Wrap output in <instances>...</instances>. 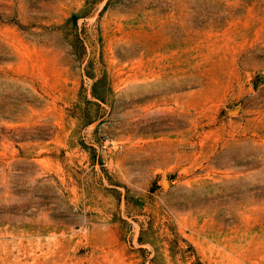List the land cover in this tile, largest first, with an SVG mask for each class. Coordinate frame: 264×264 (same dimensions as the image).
I'll list each match as a JSON object with an SVG mask.
<instances>
[{
  "label": "rangeland",
  "instance_id": "obj_1",
  "mask_svg": "<svg viewBox=\"0 0 264 264\" xmlns=\"http://www.w3.org/2000/svg\"><path fill=\"white\" fill-rule=\"evenodd\" d=\"M104 1L0 0V264H264V0Z\"/></svg>",
  "mask_w": 264,
  "mask_h": 264
},
{
  "label": "trees",
  "instance_id": "obj_2",
  "mask_svg": "<svg viewBox=\"0 0 264 264\" xmlns=\"http://www.w3.org/2000/svg\"><path fill=\"white\" fill-rule=\"evenodd\" d=\"M105 4H106V0L102 3V5H101L100 8L104 7ZM76 17H77V15L74 14V13H70V14L68 15V17H67V20L69 21V23H70V25H71L72 28H75V19H76ZM95 82H96V80H93V81L90 83V88H89V93H90L91 97H92L94 100H88V101H92L93 103H95V104L97 105V101H96V100H98V101H103L104 98H103L102 94L98 93V92L95 90ZM89 121H91V119L88 118V119L86 120L85 123H87V122H89ZM80 145H81V148L85 149V150L87 151V153H89V160H88L89 165H92L94 162H97V163L99 164L100 169L102 170V169H103V167H102V165H101V162H102V161L100 160L98 154H95V153H94V147H93L92 145H87V144H83V143L80 144ZM110 183H111L112 185H122V184H120L119 182H116V181H113V180H111ZM111 189H112V193H113V195H115V197L118 198V197H119V190L116 189V188H111ZM132 201L135 202L134 199H132ZM139 232H140V227L138 228V232H137V234H136V236H135V239H136V241H137L138 243H141V242H143L144 240H143V238L140 236V233H139ZM186 246H187L189 249H191V246H190V244H189L188 242H187ZM195 263L200 264L199 261L197 260V258H195Z\"/></svg>",
  "mask_w": 264,
  "mask_h": 264
},
{
  "label": "water",
  "instance_id": "obj_3",
  "mask_svg": "<svg viewBox=\"0 0 264 264\" xmlns=\"http://www.w3.org/2000/svg\"><path fill=\"white\" fill-rule=\"evenodd\" d=\"M234 110H235V107H231V108L227 109V112H233ZM160 184L162 186L165 185V174L163 171L161 172V176H160Z\"/></svg>",
  "mask_w": 264,
  "mask_h": 264
}]
</instances>
